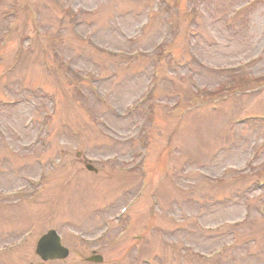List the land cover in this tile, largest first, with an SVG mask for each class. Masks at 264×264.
<instances>
[{"label": "rangeland", "instance_id": "1", "mask_svg": "<svg viewBox=\"0 0 264 264\" xmlns=\"http://www.w3.org/2000/svg\"><path fill=\"white\" fill-rule=\"evenodd\" d=\"M263 79L264 0H0V264H264Z\"/></svg>", "mask_w": 264, "mask_h": 264}, {"label": "water", "instance_id": "2", "mask_svg": "<svg viewBox=\"0 0 264 264\" xmlns=\"http://www.w3.org/2000/svg\"><path fill=\"white\" fill-rule=\"evenodd\" d=\"M49 238H53L52 236H49ZM53 249L47 253H44L45 255H41L43 259H53V258H60L61 255L58 253V250H61L58 243L53 239ZM46 246H44L45 249ZM62 251V250H61Z\"/></svg>", "mask_w": 264, "mask_h": 264}]
</instances>
